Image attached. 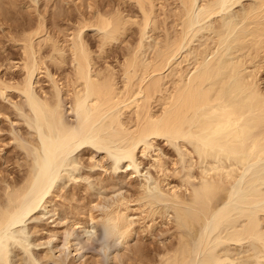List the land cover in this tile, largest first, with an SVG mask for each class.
Here are the masks:
<instances>
[{
    "label": "bare ground",
    "instance_id": "bare-ground-1",
    "mask_svg": "<svg viewBox=\"0 0 264 264\" xmlns=\"http://www.w3.org/2000/svg\"><path fill=\"white\" fill-rule=\"evenodd\" d=\"M113 1L90 2V16L73 17L63 38L45 28L44 16L16 21L20 57L0 62V98L33 133L30 141L13 138L27 170L3 186L0 264H10L11 245L26 249L27 232L17 226L52 201L82 148L98 152L95 165L105 168L108 157L114 169L134 167L131 175L139 152L149 158L136 192L90 214L104 243L126 251L137 224L153 235L171 223L175 240L151 264H264V0ZM118 48L124 52L113 58ZM159 140L176 157L162 154Z\"/></svg>",
    "mask_w": 264,
    "mask_h": 264
},
{
    "label": "rangeland",
    "instance_id": "rangeland-1",
    "mask_svg": "<svg viewBox=\"0 0 264 264\" xmlns=\"http://www.w3.org/2000/svg\"><path fill=\"white\" fill-rule=\"evenodd\" d=\"M34 1L36 2L35 4L30 2V0H14L15 6H13L12 0L11 3L7 2V4L5 0H1V2L3 3L0 4L1 64H3L7 58H11L10 54L12 53V56L14 55V58H16L17 55L18 57H20V51L18 50V48L20 49V47L18 45H15L13 42H15V39L17 40V37L19 38V36H16V38H14L16 35V31L20 28V26H17V23L19 24L22 21V24L26 26V22L23 23L22 18H27L26 20L28 21V23L29 21L31 22V20L33 23L34 20V23L36 24L39 21H37V19H40V17L44 16L43 20L46 21L44 22L45 28L47 27V29L51 33H55L52 32V30H57L56 34L62 37L64 33L65 35H67L69 34V32H72L74 30V28L72 27L73 25L76 26V20L74 18H76L78 21V19L82 18V16H84L85 14H83L82 12H92L89 9L90 2L91 4H94L92 5L93 7H98L99 5V8H106L107 6L105 5H109L108 0H78V2H75L74 0H52L51 3L47 0ZM110 1L111 4L114 3L113 0ZM8 3L13 6V12L10 10L11 13H9V10H6L10 6L8 5ZM5 6L7 7L6 9ZM107 8H109V6ZM4 9L5 11H7L6 14L4 12ZM2 10L3 13L1 14ZM79 13H82V16H80ZM61 14L63 15L61 16ZM77 15L79 16L77 17ZM85 16H90L89 12L87 13V15L85 14ZM16 18L19 19L17 20ZM72 18L75 20L74 23ZM50 27H53L55 29L52 28L50 30ZM19 31H23V28H20ZM19 31H17V34L22 37L23 32ZM60 31L62 32V35L60 34ZM20 33L22 34V36ZM86 35L89 36V40L91 39L92 41H95V39L93 40V30H89ZM12 37L14 38V40L10 39ZM129 38L132 39V37L129 36L127 38L130 44V41L132 40H130ZM88 42L90 43V41ZM91 43L93 44L94 42ZM119 47L123 49L126 46L122 44ZM114 50L116 51L112 52L114 55L111 53L113 55V58L115 57V55L117 56V52L119 54H122V52H124V50L120 51V48H118V50ZM8 52L9 55H7ZM15 52H17L18 54ZM111 54H109L110 59H112ZM5 57L6 59H4ZM18 57L16 58L17 61L19 59ZM16 60L14 59L12 61L16 63ZM0 71L4 73V68H2ZM16 74L18 75V73ZM13 75L15 76V73ZM17 75L16 78H18ZM44 79L45 78H41L40 81L42 82L39 84L40 86L43 84L44 86L42 85V88L48 90L47 88H49V84L47 80ZM47 85L48 87H46ZM13 94L14 93H12V95ZM14 95L12 97L15 100L19 101V99H17ZM0 103L3 105L4 110L2 105H0V109L2 108L1 110L5 113L10 112L9 114L11 116L8 114L9 118L12 117L11 120H4V118H0L1 194L7 183H12V180L14 182V179L17 180V178L21 177L24 171L27 170V168L24 166L26 153L22 148L18 147L17 143L13 139L14 135L18 136V138H20L21 140L26 141L25 139L28 138L27 140L30 141L31 139L29 137H31L33 131L29 127V120L26 121L27 119L25 118V116H23V113L20 111H18V113L17 110L14 109L12 102L8 100H2L0 98ZM8 109L9 111H5ZM64 118L67 122L73 120V117L70 114H65ZM9 120L12 122H9ZM158 147L160 148V150H162L161 153L163 152L164 154H166L167 158L170 157V160L173 159L174 156L176 157V151L174 147L170 146L165 141L159 140ZM141 155L142 154L139 152V172L131 175V173L135 171L134 167L127 166L125 162H120L118 166L120 168L114 169L111 166L112 160H110V158L108 157H105L103 159L105 168H101V166L95 165L96 158H101L96 150L82 148L78 152H75L72 155V158L76 159L79 157L78 159H82V162L78 164L77 169H73L71 166H68L63 170L61 177L56 181L47 196V200L52 201L50 203L44 202L30 216V219L29 217L26 218L17 226L18 230L22 229L27 232L29 244L26 249H23L15 244L11 245L9 259L10 264H151L152 260L153 262H155L156 259L158 261L160 258V255L158 254L164 251L163 249L165 246H169L168 244L174 242L175 240H173V237H175V229L173 228L174 224L173 226L171 223L159 224L153 230V235H150V233L145 230V227H141L139 226V224H137L136 231L134 232L133 237H131L128 248L125 251V248L123 249V247L119 246L120 244H118L117 242L115 243V245H112L114 244V241L112 242L111 239H109L107 244L104 243L101 237L99 224L96 223V221L90 220V214H99L100 209H102L103 206L108 202L111 203V201L116 199L117 196L120 197L121 192H123L122 194L128 196L129 194L134 193L132 192L134 189V191L136 192V187H139L140 185L139 182L141 183V181H145L142 175L146 173L147 169H150L149 158L143 157ZM18 160L20 161L18 162ZM139 162L142 163L139 164ZM19 163L21 165L20 167ZM151 170V172L154 171L152 168ZM142 178L143 180H141ZM2 179H5V181L2 182ZM55 191H59L60 193L58 192V195H55ZM2 195L3 193L0 195V197H3ZM159 220L160 219H158V222L160 223L161 221ZM78 221H80V223H78ZM76 223L78 224L76 225ZM153 258H155V260Z\"/></svg>",
    "mask_w": 264,
    "mask_h": 264
}]
</instances>
